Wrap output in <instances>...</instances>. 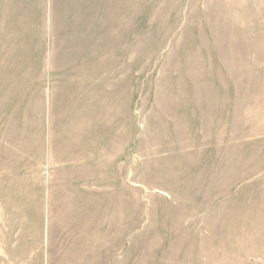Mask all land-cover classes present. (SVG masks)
<instances>
[{
    "label": "rangeland",
    "instance_id": "obj_1",
    "mask_svg": "<svg viewBox=\"0 0 264 264\" xmlns=\"http://www.w3.org/2000/svg\"><path fill=\"white\" fill-rule=\"evenodd\" d=\"M0 264H264V0H0Z\"/></svg>",
    "mask_w": 264,
    "mask_h": 264
}]
</instances>
